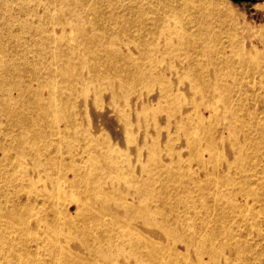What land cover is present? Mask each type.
I'll return each instance as SVG.
<instances>
[{
	"label": "bare ground",
	"instance_id": "obj_1",
	"mask_svg": "<svg viewBox=\"0 0 264 264\" xmlns=\"http://www.w3.org/2000/svg\"><path fill=\"white\" fill-rule=\"evenodd\" d=\"M15 1L0 0V11L6 13ZM120 1L33 0L30 4L45 10L44 19L15 21L10 15L0 25V85H6L0 103L6 107L8 94L16 93L14 109L23 128L39 127L30 145L23 136L19 147L21 153L29 149L33 167L43 172L27 174L20 153L6 181L15 188L26 178L20 188L43 199L36 219L44 221L39 232L36 222L26 224L31 211L18 218L11 208L8 221H0V264L261 261L264 254L239 228L241 215L254 218L243 201L257 194L260 202L264 193L255 186L250 161L259 158L264 136H255L254 146L244 133L245 127L256 133L261 125L248 113L238 115L236 94L224 84L231 75L212 63L208 51L195 48L217 46L223 34L234 36L229 13L216 0H130L126 13L130 20L131 14L137 17L131 25L114 7ZM186 45L194 50L183 61ZM88 107L99 116L106 109L121 136L120 148L106 143L98 172L69 179L67 187L64 175L75 172L79 141L73 123L87 116ZM181 107L189 113L181 114ZM208 108L205 117L198 115ZM161 114L169 121L162 129ZM171 119L174 136L166 133ZM52 133L57 139H50ZM160 133L167 137L164 144ZM51 142L58 152L44 161L42 151ZM177 143L185 144L183 150L173 149ZM38 182L48 185L36 188ZM255 235L264 241L259 231Z\"/></svg>",
	"mask_w": 264,
	"mask_h": 264
},
{
	"label": "rangeland",
	"instance_id": "obj_2",
	"mask_svg": "<svg viewBox=\"0 0 264 264\" xmlns=\"http://www.w3.org/2000/svg\"><path fill=\"white\" fill-rule=\"evenodd\" d=\"M216 1L222 9H225L229 13L227 24H229V22L232 24L229 25L230 27L232 26L235 34L234 36L225 34L219 36L220 38H218L217 41L219 44L217 46H195V48L203 49L205 52L208 51L209 55L211 56L210 59L213 60L212 63H216L219 66H224V70L231 75V80L227 79V81H224V84H231L236 94V100L234 103L238 106V110H240L238 115L244 116L248 113L250 117L253 116L252 121L257 123L259 126L261 125L259 127L260 129H258L256 133L252 131L254 127L244 128V133L251 137L253 142L252 144L255 146L259 143L255 139V136L257 138L259 135L264 136V44H261L260 39H258L259 36L264 38V0ZM28 3H33V0H19V2L16 0L14 3H12V5H10V9L6 10V13L0 11V25H3V21L10 15L13 16L12 18L15 21H20L23 19H32L36 21L37 18L44 19L42 17L44 16L43 12H45V10H42V7L34 6L35 4L27 5ZM29 6L30 9L32 6L31 10L29 9ZM114 7L118 8V12L124 11V16L129 19V23H131V25H133L137 20V17L133 14H131L130 20V16L128 13H126V10H129L131 7L130 0L116 2ZM19 12L21 14H19ZM30 13H32V15ZM13 14H16L17 16ZM22 17L23 19H21ZM12 23L13 24H11V28L13 30H17L18 26L15 25L16 22ZM190 46L191 45H186L185 49L187 52L181 56V60H186V58L190 56V52L194 50ZM121 50L123 52H130L134 56L138 54L131 48L126 50L125 46H122ZM175 86L176 85L173 84V87ZM5 87V84L0 85V89ZM187 95H183L184 99H187ZM5 97V94L0 93V102ZM8 97L9 105L5 107L0 103V208L3 213L0 221H2V223H6V221H8V217H10L8 211L11 210V208H15V214L18 216V218L22 217V213L25 214L26 212L31 211L30 214H25L26 224L28 225L36 222L39 225V232H41V229L44 226V221H38L36 219V211L39 210L43 199L39 196L31 195L29 191H22L20 187L22 184L27 183V180L23 175L21 177L23 183L17 185L15 188L13 187L14 182L9 183L6 181V174L8 177L11 174V172L8 171V166L17 157H19L21 153V148L19 147L21 138L23 136L27 137L28 140L26 144L30 145V139L36 137L41 131H38L39 127L37 126L33 127V130L29 131H26L23 128V124L20 120V117L18 116V112L14 109L15 103L19 102L20 100H16L17 94L14 92L8 94ZM202 100L204 101L205 99ZM181 108V114L183 115L189 113L190 111V108ZM209 112V108L207 112H201V110H199L198 115L205 117ZM99 114L101 115L99 116L98 114L94 113L93 110L88 107L86 117H78L74 120V131L77 132L76 138L79 140L76 143L78 145L76 158L75 160L72 159V162L74 163L72 168L75 170V172H68L64 175V186L68 187L66 181H69V179H74L75 177L85 174V176H87L89 174H95L98 172L100 163L99 154L101 151H103L105 154L108 152L106 150V143L111 144L110 149L115 150L120 148L119 138L121 136L114 127L112 117L108 116L106 109H104ZM167 121L168 118H166L164 114L157 116L158 127H161V129L166 123L169 122ZM170 122L172 125L166 128V133L174 136L176 131L173 123L175 121L171 119ZM63 128L64 125L61 124V129ZM148 133L149 135H154L152 129H150ZM226 135L227 133L225 136ZM56 137L57 134L52 133L50 139L55 140L57 139ZM87 138L88 140H83ZM166 138L167 137L164 133H160L158 135V142L160 144H164ZM137 142L138 144L142 143L141 136H138ZM26 144L23 145L25 148L28 147ZM84 146H86V149L83 148ZM184 146V143H177L173 146V149L175 151H181L183 150ZM57 152L58 146L56 144H52V142L50 144H46L44 146V150L42 151L43 156L41 159L44 161L48 160L52 158ZM21 155L24 158V162L26 164L24 165V168H26L25 171L27 174H29L31 177H37L43 173L42 169L37 171L33 167V161L30 159L29 149H25ZM186 155L187 153L185 152L183 157H186ZM228 155L229 154L226 151V156ZM250 161L255 162L254 173H256V177H253L256 181L255 186L264 188V146L260 148L259 158H253ZM57 164L61 165L62 167H69L70 162L62 163L57 161ZM135 164L136 163L133 165L135 166ZM192 168H194V164H192ZM192 171L195 172L193 169ZM71 174H74V176ZM247 174L249 175L248 171ZM240 177L241 176L238 175L234 176L235 180L239 179ZM54 180H56V176L52 175V181ZM44 185H48V182H38L35 184L36 188H41ZM252 186L255 187L253 184ZM8 194H16V196L9 199ZM261 196L260 202L257 200V194L256 197L252 199V201L250 199L243 201L247 206L252 207L251 210L254 212V218H249L251 215L247 214L241 215L240 217H242L243 220L240 222L239 228L242 234L247 237L248 241L254 244L257 252L261 251V253L264 254V241L259 240L255 235L257 231L264 235V193ZM235 199L238 203L242 204L241 195H236ZM69 211H72V208H69ZM27 230L32 232L29 227H27ZM251 262V264H264V259L261 261L258 259H252Z\"/></svg>",
	"mask_w": 264,
	"mask_h": 264
}]
</instances>
